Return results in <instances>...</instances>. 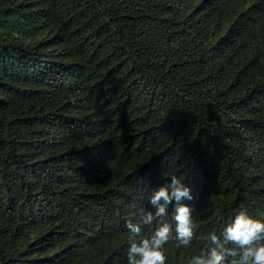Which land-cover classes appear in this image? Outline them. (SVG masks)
<instances>
[{"label":"trees","instance_id":"trees-1","mask_svg":"<svg viewBox=\"0 0 264 264\" xmlns=\"http://www.w3.org/2000/svg\"><path fill=\"white\" fill-rule=\"evenodd\" d=\"M172 175L166 264L264 222V0H0V264H127Z\"/></svg>","mask_w":264,"mask_h":264},{"label":"clouds","instance_id":"clouds-1","mask_svg":"<svg viewBox=\"0 0 264 264\" xmlns=\"http://www.w3.org/2000/svg\"><path fill=\"white\" fill-rule=\"evenodd\" d=\"M192 201L190 188L176 175L155 188L150 197L151 210L142 214L141 222L161 225L148 238L137 240L141 234L140 224L127 222L129 232L127 264H166L164 246L175 241V246L187 248L193 239L192 208L182 201ZM175 205L173 219L175 229L163 219L170 205ZM234 245L229 248L227 245ZM190 264H264V222L241 212L227 225L220 236L211 234L209 247L200 255L192 257Z\"/></svg>","mask_w":264,"mask_h":264}]
</instances>
